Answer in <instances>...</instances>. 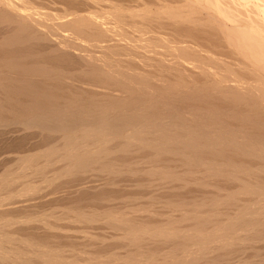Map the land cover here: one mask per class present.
I'll list each match as a JSON object with an SVG mask.
<instances>
[{"label": "bare ground", "instance_id": "1", "mask_svg": "<svg viewBox=\"0 0 264 264\" xmlns=\"http://www.w3.org/2000/svg\"><path fill=\"white\" fill-rule=\"evenodd\" d=\"M0 264H264V0H0Z\"/></svg>", "mask_w": 264, "mask_h": 264}]
</instances>
